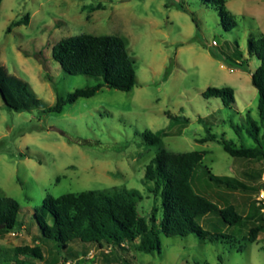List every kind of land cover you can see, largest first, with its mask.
Masks as SVG:
<instances>
[{
    "label": "rangeland",
    "instance_id": "obj_1",
    "mask_svg": "<svg viewBox=\"0 0 264 264\" xmlns=\"http://www.w3.org/2000/svg\"><path fill=\"white\" fill-rule=\"evenodd\" d=\"M178 1L189 12L179 10ZM225 2L237 21L230 31L223 28L211 0L2 1L0 66L28 82L46 107L55 106L58 97L98 83L93 77L66 74L53 58L60 40L83 33L121 37L135 59L137 85L130 92L104 87L91 98L68 104L62 113L12 110L0 97V198H13L21 207V228L0 231V255L13 256L16 247L40 246L44 261L56 258L55 249L41 241L35 219L47 196L136 189L143 197L139 210L149 217L156 198L150 191L152 183L144 178L145 169L163 148L171 153L202 151L203 165L215 175L244 182L246 187L240 190L208 187L207 180L197 184V191L220 207L233 204L244 218L242 223L226 226L218 214L199 219L211 237L162 234L161 253L147 254L133 244H126V252L107 251L108 247L100 251L76 241L68 262L264 264V230L255 242L244 240L263 213L264 164L234 159L222 144L208 139L216 134L237 148L254 144L245 129L248 113L259 119L252 73L260 63L251 60L249 71L231 69L213 52L232 55L239 48L248 58L249 38L264 35V0ZM210 87L232 88L231 107L220 98H205ZM233 126L244 129L241 136ZM146 132L159 135L161 146H147ZM157 205L160 219V200ZM64 255L62 250L58 261L68 264Z\"/></svg>",
    "mask_w": 264,
    "mask_h": 264
},
{
    "label": "trees",
    "instance_id": "obj_2",
    "mask_svg": "<svg viewBox=\"0 0 264 264\" xmlns=\"http://www.w3.org/2000/svg\"><path fill=\"white\" fill-rule=\"evenodd\" d=\"M211 2L221 17L223 28L226 31L234 29L237 21L228 11L225 0ZM176 6L179 10L189 12L182 1H178ZM24 22L28 24L27 17ZM234 49L232 55L213 52V56L229 68L243 71H249V62L253 59L260 63L252 73V84L259 95V119H254L248 113L245 129L254 144L237 148L231 140L216 134L208 139L222 144L224 151L234 159L264 164V35L257 39L249 38L248 58L243 56L239 48ZM53 58L66 74L93 77L98 83L58 97L55 106L46 107L28 82L0 66V97L7 108L16 111L42 108L47 114L62 113L68 104L75 103L79 98H91L104 87L130 92L137 85L135 59L119 36L83 33L64 38L54 46ZM203 96L207 99L220 98L226 107H231L235 101L234 90L230 87H210ZM233 128L237 135H242L243 128ZM144 139L147 146L160 147L162 143L159 135L150 132L145 133ZM203 160L202 151L171 153L162 148L156 152L147 164L144 175L146 181L152 183L150 191L156 198L149 217L139 210L143 197L136 189L124 187L66 193L58 198L47 196L42 212H36L35 219L42 234L41 241L55 249L56 258L44 261L40 246H23L14 248L13 256L1 254L0 264H35L36 260L43 264H63L58 261V254L64 250L65 262H68L67 257L72 255L71 247L76 241L83 245H95L100 251L108 247L107 251L120 248L126 252V244H133L137 250L147 254L156 251L161 253L162 234L167 237L192 234L203 239L211 237L213 234L199 223V219L210 215L218 214L226 226L239 225L244 218L233 204L220 207L207 195L199 193L197 184L207 180L210 184L208 187L212 184L233 190L244 189L246 185L234 177L215 175L208 166L203 165ZM200 168L204 169L203 173L199 172ZM158 200L162 210L160 219L157 218ZM20 210V204L15 199L0 198V231L14 232L19 229ZM260 211L263 213L257 219L258 224L244 238L248 242H255L264 230V202ZM106 260H109L108 256ZM124 262L128 264L127 259Z\"/></svg>",
    "mask_w": 264,
    "mask_h": 264
},
{
    "label": "built area",
    "instance_id": "obj_3",
    "mask_svg": "<svg viewBox=\"0 0 264 264\" xmlns=\"http://www.w3.org/2000/svg\"><path fill=\"white\" fill-rule=\"evenodd\" d=\"M71 262V261H70ZM70 262H68V264H70Z\"/></svg>",
    "mask_w": 264,
    "mask_h": 264
}]
</instances>
